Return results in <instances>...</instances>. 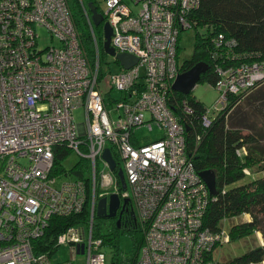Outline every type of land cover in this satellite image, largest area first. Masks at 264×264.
<instances>
[{
	"label": "built area",
	"instance_id": "2783aa9c",
	"mask_svg": "<svg viewBox=\"0 0 264 264\" xmlns=\"http://www.w3.org/2000/svg\"><path fill=\"white\" fill-rule=\"evenodd\" d=\"M78 1L92 59L69 0H0V264H107V245L94 238L93 219L109 188L131 201L143 231L135 264H214L210 251L228 243L229 235L203 226L212 196L186 152L194 110L184 100L172 102L173 81L185 71L177 57L180 34L194 29L188 14L199 0H103L105 9L97 11L111 28L110 47L137 59L126 69L103 51L112 59L103 64L118 67L108 74L86 9L89 3L99 7L98 1ZM211 45L209 56L216 59L230 41L218 34ZM216 71L212 87L219 95L199 116L203 128L230 95L246 96L264 81L261 62L218 65ZM113 90L120 95L108 109L106 94ZM139 127L156 128L154 139H139ZM200 137L196 133V145ZM57 146L89 162V220L67 227L48 251L36 253L34 242L50 219L78 214L87 201L83 179L52 175ZM106 148L124 173L125 191L102 157ZM60 246L68 248L67 260L53 258Z\"/></svg>",
	"mask_w": 264,
	"mask_h": 264
},
{
	"label": "trees",
	"instance_id": "16d2710c",
	"mask_svg": "<svg viewBox=\"0 0 264 264\" xmlns=\"http://www.w3.org/2000/svg\"><path fill=\"white\" fill-rule=\"evenodd\" d=\"M77 1L74 5L69 3L81 40L92 59L94 55L91 44L93 43L87 18L81 4ZM89 1L82 0L83 6ZM97 9L101 12L99 7ZM188 17L191 26L195 29V39L191 57L183 63L182 70H187L196 62L206 63L208 71L201 76L200 81L214 84L219 78L216 71L218 65L223 68L243 61L264 63V0H199L198 6L188 14ZM200 29L203 30L200 31ZM94 33L102 59L106 57L102 49L104 41L102 24L94 26ZM218 34H223L225 40L230 41V45L228 49L222 45L218 48V58L211 59L209 56L213 48L211 37ZM177 47L179 55V43ZM223 50L228 51H225L228 57ZM229 98L230 102L214 117L207 128L199 124V116L206 106L191 92L188 95L173 92L172 102L184 100L194 110V113L190 115L193 126L185 133L186 152L190 155L194 170L197 174L204 170H211L215 174L217 192L211 195L212 199L203 217V226L217 232L223 219L242 214L251 216L250 221L235 224L229 229L230 240H233L258 231L264 235V123L260 124V118L253 113L239 110V102L242 99L233 95ZM249 98H246L248 102H250ZM255 100L257 97L253 101ZM196 133L201 134L197 145L195 144ZM70 151L66 146L54 147L52 175L83 179L86 185L87 201L78 214L66 217L54 216L50 219L43 235L34 242L36 253L48 251L52 239L67 227L89 220L90 165L88 160L81 158L70 167H64L63 161ZM237 151H240L241 155H238ZM248 166L255 168L252 175L243 171ZM118 188H121L120 184ZM102 227L106 232L102 230ZM123 230L130 233L135 250L133 256L123 255L116 246L118 235ZM93 235L94 238L102 241L103 246L107 245L110 249L107 264H135L144 244L143 231L136 223L134 227L128 229L123 222L117 225L116 221L99 218L96 214L93 219ZM217 246V244L214 245L210 253L214 252ZM212 260L214 264L261 263L264 261V246L251 247L228 261L218 262L214 258Z\"/></svg>",
	"mask_w": 264,
	"mask_h": 264
},
{
	"label": "rangeland",
	"instance_id": "374dc122",
	"mask_svg": "<svg viewBox=\"0 0 264 264\" xmlns=\"http://www.w3.org/2000/svg\"><path fill=\"white\" fill-rule=\"evenodd\" d=\"M75 1L77 0H69V2L74 5ZM98 1V6L101 10L105 9L104 6V1L103 0H97ZM78 3V1H77ZM194 39H195V30L194 29H187L185 31H182L180 34V39H179V57L178 60L180 62H185L187 61L193 52V47H194ZM111 61V57L106 55V57H102V71L104 73H109V72H115L118 70V67L114 65L111 68H108L105 64H103V61ZM100 88L104 90V87L102 84L100 85ZM191 93L194 95V97L199 100L201 103H203L205 106H210L213 104L219 95V91L216 90L214 87H212L211 84L207 82H202L199 81L195 87L192 89ZM119 93L116 91H111V93L108 95L106 94V103H107V108L112 109L115 106V102H112V98H119ZM259 95V96H258ZM240 99H242L239 103V110L241 111H248L249 113H253L256 115L258 118H260V124L264 123V82L256 86L254 89L247 91L246 96L241 97L238 95ZM249 98L250 102H248ZM257 97V100L253 101ZM259 99V101H258ZM252 100V101H251ZM249 105V106H248ZM248 106V107H247ZM115 116L117 114H114ZM74 116L76 120L79 122L82 120V114L80 110H76L74 112ZM246 131V130H244ZM157 132L156 128H153L152 130H148L147 127H139L136 131V136L139 138H144V137H151L153 134ZM248 132V131H246ZM79 160V157L76 155L75 152L70 151V153L67 155L65 160L63 161L64 167H70L72 164L76 163ZM245 173H253L255 171V168L252 166H248L243 169ZM248 177V176H247ZM247 179V178H246ZM245 179V180H246ZM114 188H109L108 192L112 193L115 192L113 191ZM118 196L121 194L119 191H117ZM122 198V197H121ZM242 215L232 217L230 219H223L220 223L221 228L225 230V232L229 235V229L235 225L239 224L241 222H245V218ZM104 228L102 227V230ZM104 232L105 229H104ZM260 234L257 235L256 232H253L251 234L243 235L240 238H235L233 240H230L229 236V242L220 244L213 252V257L215 261L218 262H223V261H228L234 257H237L244 252H246L249 248L257 246L259 244V237L262 238V232L258 231ZM117 247H119L121 253L123 255H130L133 256L135 253L134 247H133V241L131 239L130 233L127 230L120 231L118 235V243L116 244ZM105 253L110 255V249L108 246L104 247ZM53 258L56 261H63L67 260L69 258V252L68 248L64 246H60L57 251H55L53 254ZM82 255H78V262H80V259H82ZM78 264V263H76ZM82 264V262L80 263ZM255 264H264V261L261 263H255Z\"/></svg>",
	"mask_w": 264,
	"mask_h": 264
},
{
	"label": "water",
	"instance_id": "95a60500",
	"mask_svg": "<svg viewBox=\"0 0 264 264\" xmlns=\"http://www.w3.org/2000/svg\"><path fill=\"white\" fill-rule=\"evenodd\" d=\"M89 11L91 12V20L94 26H98L103 22V16L97 11V8L94 4H88ZM103 50L106 54L111 55L117 59L120 64L128 69L133 66L137 59L125 53L116 54L114 49L110 47V36H111V28L107 23H103ZM208 71V65L204 62H196L190 68L185 71L179 73L172 84V89L176 92H179L183 95H188L195 85L201 80V76ZM103 159L108 163L109 171L115 173L118 177L119 184L121 186V190H126V181L124 177V173L122 169L116 167V162L111 155V152L108 148L104 149L102 154ZM198 175L203 180V182L207 185L209 192L211 195H215L216 190V182H215V174L211 170H204L199 172ZM129 199H124L123 204L127 203ZM119 196L117 193H110L108 196H103L98 199L96 204V216L99 218H111L115 216V212L119 206ZM117 225H119V219L116 221Z\"/></svg>",
	"mask_w": 264,
	"mask_h": 264
},
{
	"label": "flooded vegetation",
	"instance_id": "af4514ba",
	"mask_svg": "<svg viewBox=\"0 0 264 264\" xmlns=\"http://www.w3.org/2000/svg\"><path fill=\"white\" fill-rule=\"evenodd\" d=\"M119 199H120V202L115 212V216L111 218H105V219H112L114 221H117L119 219V224L123 222L125 226L128 229H130L131 227H134L136 223V213L134 211L133 204L131 203L130 200L127 203L125 202V204H123V201L125 198H121L120 195H119Z\"/></svg>",
	"mask_w": 264,
	"mask_h": 264
},
{
	"label": "crops",
	"instance_id": "0c3cea01",
	"mask_svg": "<svg viewBox=\"0 0 264 264\" xmlns=\"http://www.w3.org/2000/svg\"><path fill=\"white\" fill-rule=\"evenodd\" d=\"M139 139L143 140L144 138H139ZM148 139H154V135L151 136V137H148ZM243 216H244V218H245L246 221H250L251 220V216L249 214H244ZM256 233H257V235L260 234V232L259 233L256 232ZM259 238H260L259 239L260 241H259V244L258 245L264 246V235L262 236V238L261 237H259Z\"/></svg>",
	"mask_w": 264,
	"mask_h": 264
}]
</instances>
